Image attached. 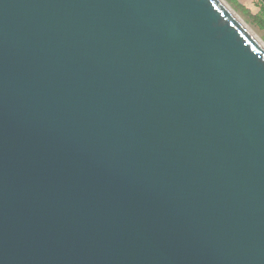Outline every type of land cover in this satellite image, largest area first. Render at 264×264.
<instances>
[{"label":"water","instance_id":"obj_1","mask_svg":"<svg viewBox=\"0 0 264 264\" xmlns=\"http://www.w3.org/2000/svg\"><path fill=\"white\" fill-rule=\"evenodd\" d=\"M221 0H0V264H264V46Z\"/></svg>","mask_w":264,"mask_h":264},{"label":"rangeland","instance_id":"obj_2","mask_svg":"<svg viewBox=\"0 0 264 264\" xmlns=\"http://www.w3.org/2000/svg\"><path fill=\"white\" fill-rule=\"evenodd\" d=\"M248 28L264 43V2L262 0H225Z\"/></svg>","mask_w":264,"mask_h":264},{"label":"bare ground","instance_id":"obj_3","mask_svg":"<svg viewBox=\"0 0 264 264\" xmlns=\"http://www.w3.org/2000/svg\"><path fill=\"white\" fill-rule=\"evenodd\" d=\"M224 4H226L225 0H221ZM246 28L250 31V33L264 46V43L248 28L247 25H245Z\"/></svg>","mask_w":264,"mask_h":264},{"label":"trees","instance_id":"obj_4","mask_svg":"<svg viewBox=\"0 0 264 264\" xmlns=\"http://www.w3.org/2000/svg\"><path fill=\"white\" fill-rule=\"evenodd\" d=\"M264 2V0H262Z\"/></svg>","mask_w":264,"mask_h":264}]
</instances>
